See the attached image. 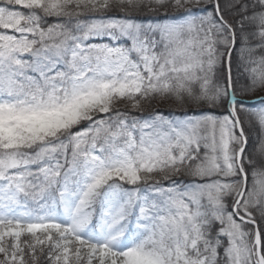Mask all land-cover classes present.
Masks as SVG:
<instances>
[{
  "label": "snow or ice",
  "instance_id": "6c2138e0",
  "mask_svg": "<svg viewBox=\"0 0 264 264\" xmlns=\"http://www.w3.org/2000/svg\"><path fill=\"white\" fill-rule=\"evenodd\" d=\"M0 264H264V0H0Z\"/></svg>",
  "mask_w": 264,
  "mask_h": 264
}]
</instances>
